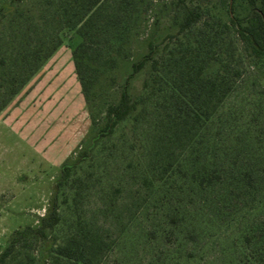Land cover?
<instances>
[{
  "label": "trees",
  "instance_id": "16d2710c",
  "mask_svg": "<svg viewBox=\"0 0 264 264\" xmlns=\"http://www.w3.org/2000/svg\"><path fill=\"white\" fill-rule=\"evenodd\" d=\"M20 1L0 6V26L8 23L12 30L0 33V111L61 45L59 32L67 28L81 38L72 55L91 132L77 156L63 164L46 214L13 231L0 264L99 263L110 244L104 230L80 213L76 169L127 123L146 139L144 159L134 167L142 183L163 197L171 184L179 185L194 201L185 211L172 205L169 222L182 238L210 237L199 250L203 255L216 243V232L239 226L243 247L229 263L264 264V104L246 110L248 96L233 103L244 95L239 79L245 59L264 78V0H242L241 10L235 0H217L212 24L199 8L183 6L163 47L150 41L131 62L116 98L112 74L131 42L134 15L145 11L144 0H31L39 14L27 9L24 21L23 12L15 14ZM176 254L168 261H177Z\"/></svg>",
  "mask_w": 264,
  "mask_h": 264
},
{
  "label": "rangeland",
  "instance_id": "374dc122",
  "mask_svg": "<svg viewBox=\"0 0 264 264\" xmlns=\"http://www.w3.org/2000/svg\"><path fill=\"white\" fill-rule=\"evenodd\" d=\"M8 1L0 0V6ZM235 4L242 9V0H235ZM183 6L199 8L209 24L219 12L217 0H144L145 11L134 15L131 42L112 74L117 85L112 98H116L123 76L147 43L163 47L168 35L176 31L174 21ZM30 8L31 0L20 1L15 14L23 12V16L17 18L24 21ZM35 9L38 15V7ZM2 31L7 36L12 30L5 23L0 26ZM59 35L61 45L0 111V250L13 231L36 224L46 214L63 164L77 156L91 132L72 55L81 38L67 28ZM247 61L239 79V91L244 95L238 93L233 103L248 96L251 104L245 109L253 111L257 103L264 104V78ZM145 76L144 71L136 75L134 92L140 90ZM4 96L0 89V104ZM105 141L92 160L83 161L76 169L82 178L76 186L81 190L77 201L80 213L92 226L104 230L110 244L98 264H231L229 261L243 247L241 227L215 231L216 243L202 255L199 250L210 237L188 242L169 222L174 203L181 211L194 208L187 191L171 184L166 197L153 194L136 175L135 164L144 159L147 144L141 130L127 123ZM62 198L59 194L60 202ZM66 209L62 204L61 211L66 213ZM174 250L177 261H168ZM189 251L195 254L191 261L185 257Z\"/></svg>",
  "mask_w": 264,
  "mask_h": 264
}]
</instances>
